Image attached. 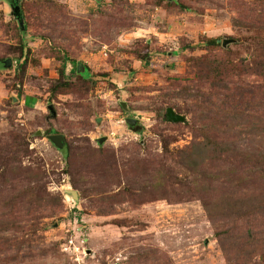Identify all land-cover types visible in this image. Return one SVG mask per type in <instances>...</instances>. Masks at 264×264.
<instances>
[{"label": "rangeland", "instance_id": "1", "mask_svg": "<svg viewBox=\"0 0 264 264\" xmlns=\"http://www.w3.org/2000/svg\"><path fill=\"white\" fill-rule=\"evenodd\" d=\"M45 3L64 19L49 20ZM19 5L23 27L0 0V264H240L233 255L251 227L246 264H264V211L252 222L228 209L264 190L254 179L264 90L258 113L223 105L264 86L251 64L264 50V0ZM205 58L243 74L217 91L198 76ZM169 109L185 122H169Z\"/></svg>", "mask_w": 264, "mask_h": 264}, {"label": "trees", "instance_id": "2", "mask_svg": "<svg viewBox=\"0 0 264 264\" xmlns=\"http://www.w3.org/2000/svg\"><path fill=\"white\" fill-rule=\"evenodd\" d=\"M41 10L45 11L44 14H46L47 18L55 23H58L60 19H64L66 15V11L63 7L57 6L51 3H45L41 4ZM20 23L23 22V16L21 14V19L19 21ZM24 23V22H23ZM255 26L258 27V24H255ZM208 46L214 47L218 46L219 40H207L205 42ZM262 53H258L257 56L254 57L253 61L251 64L255 67L253 70L257 76H259L263 81H264V50H262ZM5 60L0 59V67L4 64ZM238 66H235L227 61L220 60H209L207 58L199 60V65L197 66V69L199 71L198 76L204 77L206 80H217L219 82L218 86H213L217 91H220L225 84H222L223 82L230 80L229 78L233 77H239L243 74V72H235L238 70ZM242 68V67H241ZM79 68L77 67V70ZM64 76V73H62ZM248 75V74H246ZM85 78V77H84ZM226 78V79H225ZM246 91H242L240 93L237 92V96H234V102L231 99H224L223 105H225L227 108H230L232 111H236L235 113L240 114V116H244L246 112L249 113H258L260 111L259 105L256 106L257 100H256V95L257 91L262 92L264 90V86L262 85H257V86H252L249 85L247 86ZM237 90V89H236ZM246 109V110H245ZM258 119H255L254 122L256 123ZM53 134H56V132H52ZM225 154H228L227 152H223ZM71 158V155L70 157ZM71 163H68L69 169L70 167L73 168L74 162H72V159L70 160ZM255 180H258L260 182L264 181V170H262L259 174L256 173ZM264 190H259V193H256L253 199H248L245 200V197L237 198L236 200H232L229 203V211L234 213V217L237 218V211H249V218L254 217V212H259V211H264ZM248 204H253L248 207ZM230 219V218H229ZM253 222V219H252ZM256 230H254L252 227L249 228V230L246 231L244 235L240 237L241 244H239L240 247H242V252L240 254L233 255V257H236V259L241 260L240 264H246L248 258L253 259L255 253H256V248H252L251 244L254 242V239L258 237V232L257 234H254ZM264 232H261L260 234H263ZM264 236V235H262ZM222 238V237H221ZM262 243H264L262 241ZM231 252L227 251V254H230Z\"/></svg>", "mask_w": 264, "mask_h": 264}, {"label": "water", "instance_id": "3", "mask_svg": "<svg viewBox=\"0 0 264 264\" xmlns=\"http://www.w3.org/2000/svg\"><path fill=\"white\" fill-rule=\"evenodd\" d=\"M13 1V4H14V13H15V16L18 18V20L20 21L21 19V7L19 5V0H12ZM23 22L21 23V26L23 27ZM24 30V29H23ZM12 60H8L5 64V67L6 69H11L12 68ZM79 72H84L85 70L83 69V65L80 64L79 65ZM124 110L127 111V105L126 104H123L122 105ZM50 110L53 112V114L55 115V112L53 111V107L50 108ZM167 118H168V121L171 122V123H180V122H185V118L177 115L175 113L174 110L172 109H169L168 110V113H167ZM128 122V125L131 127V128H135L137 126V124L139 123L137 120H133V119H129L127 120ZM137 131V130H135ZM49 140L52 142V144L59 150H63L64 147H65V138L64 136L62 135H54V136H50L49 137ZM107 139H104V140H100L101 144H103ZM71 195H73L74 198H78V194L77 192H69Z\"/></svg>", "mask_w": 264, "mask_h": 264}, {"label": "crops", "instance_id": "4", "mask_svg": "<svg viewBox=\"0 0 264 264\" xmlns=\"http://www.w3.org/2000/svg\"><path fill=\"white\" fill-rule=\"evenodd\" d=\"M78 68H79V66H78ZM83 69L85 70L84 73H88L89 69L86 66H83ZM79 70H80V68L78 69V71ZM80 73H83V72H80ZM49 108H51V106Z\"/></svg>", "mask_w": 264, "mask_h": 264}, {"label": "flooded vegetation", "instance_id": "5", "mask_svg": "<svg viewBox=\"0 0 264 264\" xmlns=\"http://www.w3.org/2000/svg\"><path fill=\"white\" fill-rule=\"evenodd\" d=\"M54 135H57V134H54Z\"/></svg>", "mask_w": 264, "mask_h": 264}]
</instances>
